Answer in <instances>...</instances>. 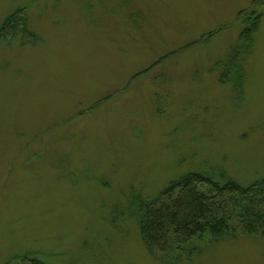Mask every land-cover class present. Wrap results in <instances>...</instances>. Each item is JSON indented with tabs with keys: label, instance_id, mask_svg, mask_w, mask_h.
I'll use <instances>...</instances> for the list:
<instances>
[{
	"label": "rangeland",
	"instance_id": "obj_1",
	"mask_svg": "<svg viewBox=\"0 0 264 264\" xmlns=\"http://www.w3.org/2000/svg\"><path fill=\"white\" fill-rule=\"evenodd\" d=\"M191 173L264 181V0H0V264H264V230L145 243Z\"/></svg>",
	"mask_w": 264,
	"mask_h": 264
},
{
	"label": "trees",
	"instance_id": "obj_2",
	"mask_svg": "<svg viewBox=\"0 0 264 264\" xmlns=\"http://www.w3.org/2000/svg\"><path fill=\"white\" fill-rule=\"evenodd\" d=\"M260 20L261 17L252 19L254 24L251 23L250 30L244 34L245 42L252 40ZM8 25L6 28H13V23ZM239 57L240 53L230 57L227 76L237 73ZM200 186L209 187V194L201 192ZM261 198H264L263 180L244 187L231 180L218 183L204 174L191 173L172 183L154 201L139 206L141 232L149 247L164 250L170 245L172 235L181 236L186 241L204 234L215 239L236 237L237 227L253 235L264 230V203Z\"/></svg>",
	"mask_w": 264,
	"mask_h": 264
}]
</instances>
